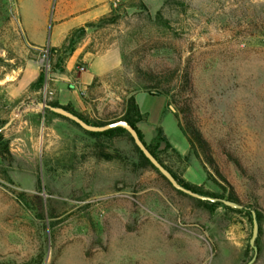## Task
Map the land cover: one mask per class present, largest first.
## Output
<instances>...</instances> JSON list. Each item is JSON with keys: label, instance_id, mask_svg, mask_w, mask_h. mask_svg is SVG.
I'll use <instances>...</instances> for the list:
<instances>
[{"label": "rangeland", "instance_id": "1", "mask_svg": "<svg viewBox=\"0 0 264 264\" xmlns=\"http://www.w3.org/2000/svg\"><path fill=\"white\" fill-rule=\"evenodd\" d=\"M4 4L0 50L11 22L17 27ZM93 27L96 49L118 46L122 68L72 87L80 103L70 108L90 121L113 120L136 94L147 114L137 128L164 164L203 192L226 198L233 191L247 209L177 193L141 165L128 136L101 139L100 149L86 131L37 106L49 99L31 91L16 99L3 85L0 129L14 120L0 130V264H247L250 210L259 218L253 264H264V0H119ZM38 59L49 88L41 52ZM15 66L0 57V69ZM175 66L191 74L213 168L190 150L168 111L174 106L141 92L136 69Z\"/></svg>", "mask_w": 264, "mask_h": 264}, {"label": "crops", "instance_id": "2", "mask_svg": "<svg viewBox=\"0 0 264 264\" xmlns=\"http://www.w3.org/2000/svg\"><path fill=\"white\" fill-rule=\"evenodd\" d=\"M118 1L4 0L5 8L9 9L11 6L13 10L17 27L11 22L13 35L7 37V44L0 50V57L9 64H14L17 60L20 66H15L11 70L1 68L0 86H8L13 98H21L28 93L30 85L40 75L38 59L40 52L43 49L64 47L74 31L84 28L86 34L66 59L64 71L52 74L49 79V90L53 93L49 101L76 110L80 102L71 94L72 87L87 88L94 80L122 68V54L118 46L110 44L96 49L94 33L98 28L87 27L109 16ZM78 65L84 66L85 70L78 72L76 70ZM79 93L83 92L79 90ZM30 94L43 97L42 90L31 91ZM168 108L170 107L166 99V109ZM168 111L173 114L171 110ZM142 114L146 115L147 123V114Z\"/></svg>", "mask_w": 264, "mask_h": 264}, {"label": "trees", "instance_id": "3", "mask_svg": "<svg viewBox=\"0 0 264 264\" xmlns=\"http://www.w3.org/2000/svg\"><path fill=\"white\" fill-rule=\"evenodd\" d=\"M103 19L99 21H103ZM87 27H93V24L87 25ZM85 29L80 28L74 31L68 38L67 44L60 48V49H48L49 59L52 63L49 74L52 75L54 73H62L64 71V63L68 56L74 51L77 44L82 40L85 36ZM136 77L137 80L141 84V92L152 95V96H164L168 100V105H173L175 108V112L173 113L174 118L176 119L178 129L182 133V135L186 138L190 150L194 153L196 158L198 159L201 166L206 169L207 166L209 168L214 167L212 152L209 143L203 137L199 127L197 125L195 116H194V109H193V96H194V84L188 68L183 66H175L173 68H166L159 71H154L151 69H136ZM46 81V75L42 70L38 79L32 83L29 87V91H41ZM136 94H129L127 99L125 100V109L121 117L107 120V121H90L81 114L73 111L70 107H64L66 110L74 113L86 123L94 126H105L117 121H126L132 127L136 129L138 132L141 140L143 138L139 129L137 128V124L144 122L146 119V115L140 112L139 106L135 99ZM49 105L58 107L59 105L56 102L50 101L48 102ZM49 112V111H47ZM51 113V112H49ZM56 115L54 113H51ZM59 116V115H56ZM63 118V117H62ZM66 119V118H64ZM70 121V120H69ZM72 122V121H71ZM73 123V122H72ZM74 124V123H73ZM76 125V124H75ZM157 137L164 142H167V138L164 135L163 131L160 128L156 129ZM88 135L95 139L96 146L101 149L102 144L105 140H109L118 135H125L128 136L129 139L132 141L129 134L123 130L122 128H114L111 130H107L101 133H90L87 132ZM103 139L104 141H102ZM133 143V141H132ZM143 143L148 148V150L156 157V159L177 179V181L185 186L186 188L191 189L194 192L208 195L212 197H220L224 198L223 196H216L207 192H203L198 187L191 186L187 182L180 179L171 168L164 164V162L155 154L150 146H148L144 141ZM135 150L139 154L140 163L144 168H150L157 172L155 168L149 163V161L143 156V154L138 150V148L134 145ZM158 173V172H157ZM159 174V173H158ZM160 175V174H159ZM160 177L170 186L167 180L160 175ZM179 194H183L179 191H176ZM191 198V197H190ZM224 199H228L230 201L240 203L237 199L235 193L230 191L228 196ZM200 203H204L200 200H197ZM209 203V202H208ZM212 206H222L224 209L233 211V212H240V210L232 209L226 207L220 203H210ZM244 210V209H242ZM251 216V212H250ZM257 220L259 222L258 215ZM252 223V217H251ZM257 243V240H256Z\"/></svg>", "mask_w": 264, "mask_h": 264}, {"label": "water", "instance_id": "4", "mask_svg": "<svg viewBox=\"0 0 264 264\" xmlns=\"http://www.w3.org/2000/svg\"><path fill=\"white\" fill-rule=\"evenodd\" d=\"M37 106L41 107L42 110H48L56 115H59L63 118H66L70 121H72L74 124H76L78 127L83 129L86 132L90 133H101L105 132L107 130H111L114 128H122L125 130L129 136L131 137L133 144L138 148V150L143 154V156L149 161V163L157 170V172L162 175L167 182L170 184V186L175 189L176 191H179L193 199L205 201L209 203H220L226 207L232 208V209H247L242 203H236L233 201H230L228 199L220 198V197H212L208 195H203L197 192L192 191L189 188H186L182 184H180L177 179L156 159V157L148 150V148L145 146L143 141L141 140L138 132L134 127H132L129 123L126 121H117L105 126H94L86 123L84 120H82L80 117L75 115L74 113L66 110L63 106L54 107L51 105H48L44 102L37 103ZM14 120V117H12L9 121L6 122V124L0 129L4 130L8 128ZM251 217H252V233L251 237L249 239V244L251 248L253 249V256L249 260L247 264H253L257 254L258 249L256 246V240L259 235V222L257 220L256 212L253 210H250Z\"/></svg>", "mask_w": 264, "mask_h": 264}, {"label": "built area", "instance_id": "5", "mask_svg": "<svg viewBox=\"0 0 264 264\" xmlns=\"http://www.w3.org/2000/svg\"><path fill=\"white\" fill-rule=\"evenodd\" d=\"M48 56H49L48 50L47 49H43L41 51V60L40 61L42 62L43 68H44V70H45L46 73L49 72ZM76 70L78 72H83L85 69H84V66L78 65L76 67ZM42 91H43V97H44V99H47V98L49 99L53 95V93L49 90V88L47 86V78H46V81H45V84L43 86ZM80 94H82V93H80Z\"/></svg>", "mask_w": 264, "mask_h": 264}]
</instances>
